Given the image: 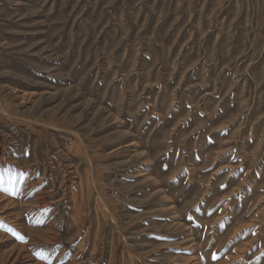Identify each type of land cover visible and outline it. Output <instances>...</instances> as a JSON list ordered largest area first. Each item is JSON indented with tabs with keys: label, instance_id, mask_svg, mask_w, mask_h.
Here are the masks:
<instances>
[{
	"label": "rangeland",
	"instance_id": "obj_1",
	"mask_svg": "<svg viewBox=\"0 0 264 264\" xmlns=\"http://www.w3.org/2000/svg\"><path fill=\"white\" fill-rule=\"evenodd\" d=\"M0 189V264H264V0H0Z\"/></svg>",
	"mask_w": 264,
	"mask_h": 264
},
{
	"label": "snow or ice",
	"instance_id": "obj_2",
	"mask_svg": "<svg viewBox=\"0 0 264 264\" xmlns=\"http://www.w3.org/2000/svg\"><path fill=\"white\" fill-rule=\"evenodd\" d=\"M25 154L27 155V153H25ZM24 175H25L24 173H21L20 174V178L23 179ZM0 190L9 191L8 189H0ZM9 194H11V195H18L19 192H18V190H13V191H10ZM37 223H43V222L42 221H37ZM9 231H12V235L17 236L18 239H21V240L24 239V237L19 236L15 231H13L11 229H9ZM37 255L39 256V258L41 260H46V261H48V264H51V259H50V257L48 255H46L44 253H37ZM212 259L213 260L218 259L217 254L213 253L212 254Z\"/></svg>",
	"mask_w": 264,
	"mask_h": 264
}]
</instances>
